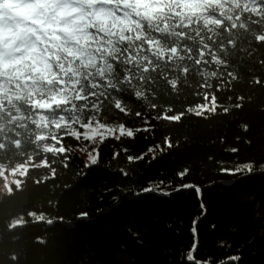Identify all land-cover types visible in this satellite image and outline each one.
I'll return each mask as SVG.
<instances>
[{"label":"trees","instance_id":"obj_1","mask_svg":"<svg viewBox=\"0 0 264 264\" xmlns=\"http://www.w3.org/2000/svg\"><path fill=\"white\" fill-rule=\"evenodd\" d=\"M199 2L167 0L162 10L156 11V5L143 0L145 14L155 12L169 25H144L143 35H130L109 51L103 72L96 60L68 55L71 61L64 67L68 69L67 81L59 82L65 74L57 70L56 77H47L54 83L51 87L40 84L36 92L21 95L0 92V173L10 175L8 189L0 191V264H88L90 257L97 264L96 258L103 253L109 259L123 258L119 245L126 239L121 222L124 213L105 217L98 224L80 218L82 210L94 218L115 203L112 196L120 198V194L113 192L109 196L103 188L111 180L103 170L86 172V178L77 180L76 161L67 171L62 169L60 165L72 158L60 155V139L80 133V126L85 124L88 127L81 135L90 134L99 128L103 113L118 116L116 107L121 111L142 110L143 105L133 97L149 104L157 89L168 91L161 77L176 85L175 90L190 103H195L197 90L203 94L204 85L208 91L217 86L222 89L216 95L231 115L190 119V127L183 130L188 132L189 140L208 144L221 135L229 142L237 136L254 141L264 136V0H206L205 5ZM44 104H52V110L40 119L38 115L43 112L39 108ZM238 104L243 105L239 110ZM103 119L107 122L108 117ZM244 125L254 127L250 137L240 130ZM63 143L73 155L86 147L83 142ZM239 146L245 149L242 158L259 161L264 157V141L254 143L251 149ZM219 147L217 143L208 149H196V159L203 160L207 151L218 152ZM225 159L230 162L238 158ZM166 163L169 168L178 166ZM53 166L56 179H52ZM211 167L205 163L198 178L205 179ZM148 171L151 174L155 169ZM77 183L80 185L69 192L68 188ZM224 193H228L227 198ZM260 195H264V185L255 178L247 187L220 188L207 195L212 222L222 223L215 232L207 231V223L198 226L196 239L202 255L210 254L218 262L230 264V257L242 254L259 264L256 249L247 254L240 250L259 238L264 226L248 225L234 233L228 209L233 208L238 217H248L256 207L250 202ZM196 207L187 195H181L164 208L159 234L151 242L152 255L180 264L182 253L193 242L190 229L200 215ZM127 211L130 214L134 208L129 206ZM107 234L118 238L110 239ZM221 243L224 247L219 246Z\"/></svg>","mask_w":264,"mask_h":264},{"label":"snow or ice","instance_id":"obj_2","mask_svg":"<svg viewBox=\"0 0 264 264\" xmlns=\"http://www.w3.org/2000/svg\"><path fill=\"white\" fill-rule=\"evenodd\" d=\"M27 2L32 8L31 24L37 26L27 28L36 38L31 50L39 52V45L43 43L46 47L49 45L53 48L59 47L70 56H79L81 53L72 47H65L68 40L81 45L86 44L90 36L83 29L96 21L103 22L111 19V27L126 23L123 18L128 13L126 11L120 13L119 9L130 6V0H27ZM136 2L139 5L143 0H136ZM151 2L156 5L154 10L159 11L163 9L167 0H151ZM97 3L101 7L85 11L86 6L91 7ZM104 5L115 6L116 12ZM100 26L104 31H109L107 24L101 23ZM2 47H4V41L0 40V48ZM2 57L3 53H0V75L20 63L19 61L5 62ZM16 74L19 75L20 72L17 71ZM185 74L187 75V70ZM161 79L168 85V91L157 89V94L150 97L149 104H143L142 101L133 97L137 103L143 105L142 110L121 111L119 107H116L118 116L103 113L99 119V128H94L90 134L81 135L85 127H88L85 124L80 126V133L69 134L60 139L63 145L60 147V155L72 158L71 161L60 165L62 169L67 171L71 162L76 161V172L79 174L77 180L85 177L86 172L103 170L111 177L110 182L105 183L103 188L107 190L109 196H112L113 192L120 194V198L112 196L115 203L110 208L102 209L95 214L94 218L86 210H82L80 214L82 220H93L98 224L105 217L124 213L121 222L124 225L122 234L126 239L119 245V253L123 258L109 259L107 253H103L96 258L97 264L99 262L103 264H175L152 255L151 242L159 234L158 229L164 208L170 206L175 198L181 195L189 197L197 206L196 211L200 215L192 222L190 233L193 242H190L187 250L182 253L180 264H222L210 254L202 255L200 242L196 239L198 226L207 223V231L215 232L222 223L220 220L212 222V211L208 206L207 195L220 188L247 187L254 178L259 179L264 185V157H261L259 161L242 158L245 149L239 146L243 144L245 148L251 149L254 143L264 141V136L257 137L255 141L252 138L237 136L233 142H229L225 135H221L208 144H200L189 140L188 132L183 131L190 127V119L207 120L217 115H231L223 108V104L216 95L222 89L217 86L214 91H208L204 85L202 86L205 88L203 94L197 90L194 93L195 103H190L187 97L181 96L175 90L177 86L169 82L168 78L161 77ZM256 82L259 83V79ZM209 103L212 105L211 109ZM242 107V104H238L237 110ZM105 116L108 117L107 122L103 119ZM95 123L93 122V125ZM240 130L245 137H250V133L255 129L244 125ZM62 131L69 130L62 129ZM64 140H70L76 145L83 142L86 147L79 150V155H73L72 149L63 143ZM217 143L220 146L218 152L209 150L205 153L203 160L196 159V149H208ZM225 156L238 159H232L229 162ZM180 157L182 159H179ZM168 161L178 166L169 168L166 163ZM53 163L54 161L46 162V165ZM205 163L212 166L211 170L205 179H199L198 174ZM152 169H155V172L150 174L148 170ZM52 171V179H56L54 166ZM194 179L195 182H190ZM206 180L211 183H206ZM79 185L77 183L69 187L68 191H73ZM224 197L227 198L228 193H224ZM250 203L256 207L248 217H238L233 208L228 209L229 219L234 222V233L242 232L248 225L264 226V195L254 198ZM129 206L134 208L130 214L127 211ZM167 228L171 229L172 225L168 224ZM107 235L110 239L118 238L112 237L111 234ZM257 245L259 248H256ZM219 246L224 247V244L221 243ZM251 249H256L255 255L259 257V264H264V227L261 228L259 238L249 241L247 249L241 248L240 251L247 254ZM133 251H137L138 255L133 256ZM229 260L230 264H257L255 261H248L242 254L234 255ZM88 264H93V258L88 259Z\"/></svg>","mask_w":264,"mask_h":264},{"label":"clouds","instance_id":"obj_3","mask_svg":"<svg viewBox=\"0 0 264 264\" xmlns=\"http://www.w3.org/2000/svg\"><path fill=\"white\" fill-rule=\"evenodd\" d=\"M21 11V7L18 3L12 2V0H0V20H4V21H13L15 22L17 20V16L18 13ZM18 28V31H13V27L11 26H6L2 31H0V40L5 41L9 36H11L13 39L8 41L7 44H4L5 48H11L12 44L15 43V40L17 38H19L20 32L23 31L25 33L29 32L30 29H24L22 26L20 25H15ZM35 42H33L34 44ZM53 43H58V42H53ZM33 46V45H32ZM44 46L43 43H41L39 45V48L41 50V48ZM23 47V45H22ZM65 47H69L67 46V44L65 45ZM74 48V47H72ZM31 48L28 49V52L25 54V56L23 57H18L15 58L13 61H23V60H32L33 64L36 63V57L33 56V53H36L34 51L31 50ZM50 49H56L59 51H63L65 52L63 49L56 47L53 48L51 45H49L46 48H43L44 54L45 55H55L54 52L50 53L49 50ZM17 51H19V49H17ZM56 59H59V56L55 57ZM5 62H8L5 60ZM83 63V61H82ZM44 66L47 68V72H52L53 75H58V73H56L53 69V66L51 64H48L47 61L44 62ZM31 66L30 65H24L23 68L18 69L17 71L19 72H23L27 69H29ZM59 67H63V64H60ZM41 70V66L37 65V67L35 69H32V71L35 73L36 71H40ZM47 72H42V75L46 78L47 77ZM37 79H40V77H37Z\"/></svg>","mask_w":264,"mask_h":264},{"label":"rangeland","instance_id":"obj_4","mask_svg":"<svg viewBox=\"0 0 264 264\" xmlns=\"http://www.w3.org/2000/svg\"><path fill=\"white\" fill-rule=\"evenodd\" d=\"M9 179L10 175L8 173L0 174V191L8 189Z\"/></svg>","mask_w":264,"mask_h":264}]
</instances>
